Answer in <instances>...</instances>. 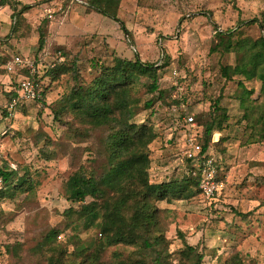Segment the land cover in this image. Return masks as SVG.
I'll list each match as a JSON object with an SVG mask.
<instances>
[{"label": "rangeland", "instance_id": "rangeland-1", "mask_svg": "<svg viewBox=\"0 0 264 264\" xmlns=\"http://www.w3.org/2000/svg\"><path fill=\"white\" fill-rule=\"evenodd\" d=\"M87 1L10 0L18 9L31 6L15 30L12 8L0 4V165L6 162L21 174L28 169L36 185L32 193L0 201V264H46L34 247L45 232L64 221L66 209L77 206L67 199L66 182L80 167L99 172L105 163L104 129L86 134V127L70 115H64L69 124L55 118L58 99L78 84L73 75L65 73L57 80L44 76L39 82L45 100L20 102L10 115L12 100L7 93L22 76L7 73L5 63L20 55L37 61L42 71L45 65L76 59L80 82L90 83L102 65H112L115 57L133 58L135 53L158 64L163 53L169 57L160 72V86L171 88L169 95L146 108L152 94L143 86L136 93L141 106L136 120L154 124L159 134L150 145L151 182L186 173L184 143L190 135L186 114H194L198 126L199 115L222 95L221 104L230 117L223 132L213 133L210 148L221 184L217 195L208 199L201 192L171 203L157 202L173 264H189L178 253L186 244L204 253L203 264H224L236 253L245 264H264V143L252 142V131L246 128L240 105V98L248 96L239 86L243 77L227 81L221 74V66L235 64V55L211 50L217 29L236 27L241 20L264 21V0H122L118 17L131 36L117 20L90 10ZM44 21L46 44L38 50V27ZM239 33L257 39L263 30L257 23L239 26ZM244 83L245 89L255 90L252 99L264 102L259 81ZM172 98L180 101L179 107L169 106ZM183 109L186 114L181 118ZM221 137L227 139L220 141ZM234 210L247 213L248 219ZM72 232L62 233L61 241ZM77 232L83 239L96 236L94 230ZM13 244H21L16 253L6 249Z\"/></svg>", "mask_w": 264, "mask_h": 264}, {"label": "trees", "instance_id": "trees-1", "mask_svg": "<svg viewBox=\"0 0 264 264\" xmlns=\"http://www.w3.org/2000/svg\"><path fill=\"white\" fill-rule=\"evenodd\" d=\"M9 1L0 0V4L12 8V30H15L31 6L24 5L18 9L17 3ZM121 1L88 0L87 7L117 20L120 29L131 36L125 23L118 17ZM44 22L38 27V50H42L46 44L48 22ZM257 23L263 30L259 38L240 36L239 26ZM211 50L235 55V64L221 66V74L227 81L235 76L243 77L239 86L248 96L240 98V105L244 108L246 128L252 131V142L264 143V102L252 99L255 90L245 89L244 83L259 81L260 96H264V21L257 18L241 20L236 27L217 29ZM161 60L160 64L145 62L138 53L130 59L115 57L112 65H102L100 75L90 83L80 82L76 59L45 65L46 69H38L35 73L38 82L44 76L57 80L62 74L71 73L78 84L58 99L53 108L55 118L69 124L64 115H70L74 121L86 127V134L92 129L105 130V163L101 170L89 171L80 167L69 177L65 193L67 199L77 206L66 209L64 221L45 232L34 247L33 251L41 253L46 264H173L157 202L171 203L201 193L202 176L200 172L194 174L192 160L186 158L187 171L182 177L161 183L150 181V145L159 134L154 124L136 120L141 107L136 93L143 86L147 93L152 94L144 105L146 108H152L156 100L169 95L171 88L162 89L160 86V72L169 57L163 53ZM7 97L9 101L18 97L15 89H11ZM44 100L42 90L39 101ZM221 102L222 95L212 101L207 113L199 115L202 123L190 131L199 136L201 155H211L213 133L223 132L228 126L229 113ZM174 105L179 107L180 101L172 98L169 106ZM185 114L186 110L183 109L180 117ZM225 139L227 137H221L220 141ZM0 183V201L13 199L25 192L32 193L36 186L28 169L21 174L19 169L12 168L6 162L0 165ZM113 184L116 187L112 191L103 192ZM234 213L248 219L247 213L237 210ZM80 228L94 230L96 236L83 239L77 232ZM68 230L73 232L68 233L67 240L62 242L61 235ZM20 245H7L6 249L16 253L21 249ZM112 247L116 249L108 254ZM119 247L132 249L127 252ZM178 253L180 259L189 264H203L204 253L192 245L186 244ZM224 264L245 263L236 253Z\"/></svg>", "mask_w": 264, "mask_h": 264}, {"label": "built area", "instance_id": "built-area-1", "mask_svg": "<svg viewBox=\"0 0 264 264\" xmlns=\"http://www.w3.org/2000/svg\"><path fill=\"white\" fill-rule=\"evenodd\" d=\"M1 8L0 6V10ZM36 62L35 60L32 61L23 56L16 55L4 65V69L7 73L22 76L14 87L18 97L14 98L8 106L10 115L18 103L35 101L42 97L43 89L40 82H38L34 76L39 68V64L37 65ZM25 70L29 72V75L21 73V71ZM184 119L189 126V131L197 127L194 114H186ZM185 137L184 157L192 160L194 174L200 172L202 176L200 189L203 195L208 199L213 198L221 190L215 159L211 155H201L202 144L196 133L190 132V135H186Z\"/></svg>", "mask_w": 264, "mask_h": 264}]
</instances>
